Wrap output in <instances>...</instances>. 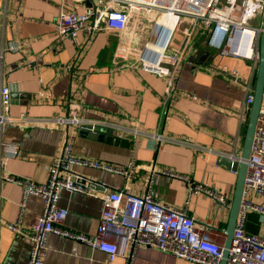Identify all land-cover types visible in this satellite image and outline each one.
<instances>
[{
	"label": "crops",
	"instance_id": "1",
	"mask_svg": "<svg viewBox=\"0 0 264 264\" xmlns=\"http://www.w3.org/2000/svg\"><path fill=\"white\" fill-rule=\"evenodd\" d=\"M86 1L0 0V89L10 91L8 116L21 118L0 126V264H27L31 224L43 206L39 196L23 194L7 177L44 184L62 153L64 166L96 183L98 193L61 190L58 206L67 211L61 228L94 235L100 193L126 190L208 225L223 245L229 210L198 188L216 191L231 204L236 173L220 159L238 158L248 113L241 112L243 89L222 68L247 79L255 77L251 64L212 52L198 32L176 66L170 98L162 78L114 57L116 32H96L86 41L82 31L76 43L58 37L60 12L85 13L92 7ZM181 37L173 34L165 53L178 55ZM197 50L208 52L207 59L195 56ZM72 115L79 121H71ZM90 125L100 131L96 136L86 129ZM43 262L108 264L100 250L56 234L46 240ZM110 264L193 263L130 245Z\"/></svg>",
	"mask_w": 264,
	"mask_h": 264
},
{
	"label": "built area",
	"instance_id": "2",
	"mask_svg": "<svg viewBox=\"0 0 264 264\" xmlns=\"http://www.w3.org/2000/svg\"><path fill=\"white\" fill-rule=\"evenodd\" d=\"M92 1V7L85 13L60 12L55 24L58 37H70L76 43L82 31L86 41L91 40L96 32H116L118 44L114 49V57L127 61L132 68L162 78L170 98L174 96L176 66L181 51L193 31L203 33V42L212 52L221 57L247 62L256 71L264 0ZM153 14L169 16L174 19V24L170 28L166 27L169 33L163 51L151 62L142 58V51L152 50L148 43L155 36L158 37L163 29H157L160 24L152 20ZM176 32L182 34L179 53L167 54L166 46ZM222 70L243 89L241 112L247 114L253 99L255 77L244 79L236 69L223 67ZM9 101V88L3 86L0 89V126L21 120L8 116L6 110ZM71 121L79 120L73 116ZM93 128L90 125V129ZM12 154L14 156L16 151ZM66 161L63 153L55 159L48 169L44 184L7 177L8 181L21 186L23 194H35L42 199L41 214L31 224L27 264H44L46 240L51 234L100 250L106 254L108 264L117 255L124 256L130 245L152 247L193 264H220L223 245L213 239L208 225H196L185 212L170 208L150 195L135 196L126 190H103L98 196L101 212L94 235L72 233L61 228L60 223L67 214L65 209L58 206L61 190L90 197L98 193L97 184L71 172L63 164ZM246 164L245 188L226 264H264V93ZM160 173L167 177H180L168 171ZM199 190L216 200L222 208L230 209V202L225 201L216 191L201 187ZM248 212L258 216L255 233L245 232ZM9 228L15 227L9 224Z\"/></svg>",
	"mask_w": 264,
	"mask_h": 264
},
{
	"label": "water",
	"instance_id": "3",
	"mask_svg": "<svg viewBox=\"0 0 264 264\" xmlns=\"http://www.w3.org/2000/svg\"><path fill=\"white\" fill-rule=\"evenodd\" d=\"M86 3L92 4V0H87ZM161 27L163 28L162 33L158 37L155 36L154 38H152V42L154 44L164 46L169 31L164 25L162 24L157 25V29H161ZM199 55H201L200 58L201 60L204 59L206 60L209 53L203 52L201 50H197L195 56H199ZM141 56L146 60L154 62L158 57V52H156V50L144 49L142 51ZM263 93H264V16L262 18L261 31L258 39V61L255 71L253 99L250 105L247 120L241 125V132L243 133L242 148L238 158H235L234 160H232V158L220 159V165H223L227 170L236 173V181L234 185L231 205H230L225 229L223 231V234L225 236V241L222 247V258L220 264H226L228 250L230 248L233 239V231L236 225L238 213L240 210L241 200L245 188V177L247 172L246 160H248L250 155L251 145L257 126L259 111L261 110L263 105ZM86 129L91 130L90 128H86ZM97 129L98 128H93L94 132L92 134L95 136L96 133L98 134L100 132ZM87 132L89 133V131Z\"/></svg>",
	"mask_w": 264,
	"mask_h": 264
},
{
	"label": "bare ground",
	"instance_id": "4",
	"mask_svg": "<svg viewBox=\"0 0 264 264\" xmlns=\"http://www.w3.org/2000/svg\"><path fill=\"white\" fill-rule=\"evenodd\" d=\"M151 16V15H148ZM152 20L157 21L159 24L164 25L165 27L170 28L174 24V19L169 16H159V15H152ZM148 47L152 50H156L159 54L162 53L164 46H160L158 44L148 43Z\"/></svg>",
	"mask_w": 264,
	"mask_h": 264
},
{
	"label": "trees",
	"instance_id": "5",
	"mask_svg": "<svg viewBox=\"0 0 264 264\" xmlns=\"http://www.w3.org/2000/svg\"><path fill=\"white\" fill-rule=\"evenodd\" d=\"M258 216L256 213L248 212L246 216V222H245V232L247 233H255L257 232L258 228Z\"/></svg>",
	"mask_w": 264,
	"mask_h": 264
},
{
	"label": "rangeland",
	"instance_id": "6",
	"mask_svg": "<svg viewBox=\"0 0 264 264\" xmlns=\"http://www.w3.org/2000/svg\"><path fill=\"white\" fill-rule=\"evenodd\" d=\"M198 36V34H197V31H193V33H192V37L191 38H189L186 42H185V44H184V48H183V51H182V59H184V56H185V53L190 49V47H192V45H193V43H194V41L196 40V37Z\"/></svg>",
	"mask_w": 264,
	"mask_h": 264
}]
</instances>
